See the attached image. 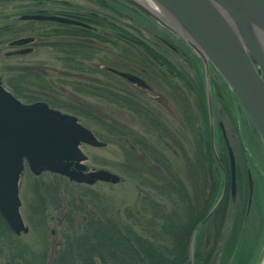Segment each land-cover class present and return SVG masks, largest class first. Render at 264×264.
Returning <instances> with one entry per match:
<instances>
[{"label":"trees","instance_id":"obj_1","mask_svg":"<svg viewBox=\"0 0 264 264\" xmlns=\"http://www.w3.org/2000/svg\"><path fill=\"white\" fill-rule=\"evenodd\" d=\"M96 1L105 6L110 3L117 15L121 13L131 18H141L155 29V36L164 35V31L156 28V23L123 1ZM28 12L45 13L41 10L23 13ZM90 13L97 17L90 29L51 22L56 27L39 29L35 36L41 39V45H50L64 55L59 62L67 70L81 73H91L101 68L119 71L162 70L160 76L165 86L164 93L180 109L179 113L189 133L184 130L175 132L162 117L154 114L156 108L145 107L142 96L138 92L127 91L124 83L117 84V89L110 91L101 84L96 86L89 81L69 82L75 91L104 97L107 102L132 112L136 118V128L111 120L102 121L105 118L90 109L82 110L78 102L77 106H68L56 100L57 91L40 69L30 65H12L13 74L6 77L5 86L16 98L24 102L43 100L53 108H69L74 114L84 112L86 117L98 120L97 127L101 132L94 131L95 136L119 147L121 176L135 181L138 192L132 207L122 211H105L97 206L102 205L99 193L90 187L68 182L58 174L48 173V180H44L41 175L36 176L31 183L32 195L29 200L32 203H28L26 212L27 221L33 228L38 227L44 236V250L37 253L27 245L15 242L17 237L0 216V256L5 260L4 264H189L191 233L214 204L223 183L210 144L202 63L191 50L190 56L184 51L190 63L188 67L175 62L164 50L143 39L140 30L133 24L111 19L93 9L73 5L72 10L55 11V14L70 18ZM33 22L28 20L21 22V25L13 23L2 26L1 39L3 42L12 39L17 33L28 30ZM92 41H97L99 45L97 57L91 60L79 58L89 52ZM102 44L111 46L112 58L108 55L110 51L102 48ZM172 77L177 78L176 88L172 86ZM210 78L213 106L220 102L228 111L229 98L225 89L217 82L213 83L211 75ZM187 99H190V104L193 103V110L191 106L189 110ZM216 133L218 158L223 166H227L226 147L219 132ZM62 183H69L75 189L65 193V204ZM225 200L226 197L198 228L192 264H214L219 253L211 248L202 249L203 232L212 229L215 223L213 228L217 229L211 242L216 245L217 231L226 218ZM242 202L244 200L238 202L240 207ZM50 209L61 212L64 220L61 240L53 254L47 253L46 249ZM240 221L239 217L225 241V248L219 257L220 264H233Z\"/></svg>","mask_w":264,"mask_h":264},{"label":"water","instance_id":"obj_2","mask_svg":"<svg viewBox=\"0 0 264 264\" xmlns=\"http://www.w3.org/2000/svg\"><path fill=\"white\" fill-rule=\"evenodd\" d=\"M145 14L159 26L182 40L201 60L209 120L210 144L217 165L223 170L215 145L209 71L213 67L236 95L253 123L264 150V0H151L163 13L161 20L139 0H121ZM22 20L56 21L71 25L84 23L57 14H21ZM32 37H20L24 44ZM27 49L21 50L26 52ZM119 74L139 85L145 83L129 72ZM103 146L93 132L74 114L52 108L45 101L23 102L0 79V215L15 235L28 232L20 214L19 183L25 165L38 176L50 172L69 181L93 185L97 181L118 183L120 177L109 170L88 169L87 155L80 146ZM228 149L231 189L234 191V158ZM225 177V172L223 170ZM249 200L252 180L249 177ZM225 178L216 201L195 226L189 239L192 264L194 237L220 204Z\"/></svg>","mask_w":264,"mask_h":264},{"label":"rangeland","instance_id":"obj_3","mask_svg":"<svg viewBox=\"0 0 264 264\" xmlns=\"http://www.w3.org/2000/svg\"><path fill=\"white\" fill-rule=\"evenodd\" d=\"M73 5L79 8H88L93 9L97 13L108 16L111 19H116L118 21H122L124 23L133 24L136 28H138L141 32V37L147 40L149 43H154L152 36L153 28L151 25L143 21L141 18L130 17L129 15H124L119 13L117 15L113 10V7L109 5L105 6L104 4L98 3L96 0H0V27L4 25L18 24L21 25V22L27 20L20 19L21 13L25 11L35 12L37 10L45 11L44 14H55V11H63V10H72ZM29 13V12H28ZM27 14V13H23ZM17 21V22H16ZM33 24L26 30L25 32L17 33L12 39H16L19 37L35 36V33L38 32L39 29L48 28V26H55L54 23L50 21L46 22V20H33ZM23 25V24H22ZM37 37V36H36ZM0 36V50L4 53L12 49L11 46H8L10 40H6L3 42ZM33 38V37H32ZM38 40H41L37 37ZM2 46V48H1ZM42 46V45H41ZM102 48H107V44H102ZM112 51V49H109ZM51 51L48 47H36L31 53L23 54L22 56H4L2 54L0 56V79L5 86V79L10 74H13L11 66L16 65H30L36 67L42 71V73L46 74L47 79L50 81L51 85L57 91L56 100L66 103L68 106H77L80 104L82 110L87 109L93 111L96 115L102 116L106 120L115 121L121 124H125L127 126L136 128V118L132 112L127 109H123L113 103H109L101 98L94 97V95H90L87 93H81L79 91H75V89L70 86L69 82H81L89 81L95 85L96 79L102 80L103 77L96 73H84L78 72L76 70H67L62 67L59 60L53 59L51 56ZM109 57L112 58V55L109 53ZM177 59V58H175ZM174 59V61H176ZM105 65H102V67ZM39 70V71H40ZM115 84L123 83L119 78L113 77ZM83 80V81H82ZM87 84V83H86ZM6 87V86H5ZM133 87V86H132ZM229 90V88L227 87ZM233 93L231 90H229ZM212 92V91H211ZM185 93V92H184ZM187 94V93H186ZM185 95V94H184ZM188 100V99H187ZM219 108V104L216 103ZM188 108L190 110V106H194L193 103L190 104V99L188 100ZM62 112L74 114L73 111L69 108H56ZM193 110V107L191 108ZM178 107L174 106L170 101L165 98L160 100V114L162 118L172 126L174 131L184 130L186 133L188 132L187 128H185L181 115L179 113ZM225 112V111H224ZM77 117V120L89 128L92 132L101 130L97 127L98 120H92L89 117H86L84 112H78L74 114ZM221 122L223 123L226 132L230 129L228 124V120L225 114L221 115ZM189 133V132H188ZM190 136V135H189ZM227 136L229 137V143L233 148V151L236 153V163L241 165L243 163L240 151L237 149V139L236 137L230 136L227 132ZM99 140V139H98ZM101 141V140H100ZM166 146V145H165ZM168 147V146H166ZM81 150L87 155V160L85 164L90 169H106L111 172L116 173L120 177V181L118 183H108L98 181L93 185H86L93 189L95 192L99 193V200H102V205L97 204L98 208H103L105 211L111 210H120L122 211L125 208L132 207L137 200V192L138 187L135 181H132L129 177H122L120 167L118 164L121 162V152L119 147L112 142H108L103 146H90L87 144H82L80 146ZM259 150V149H258ZM173 160V157L171 158ZM241 162V163H240ZM264 164V157H263ZM44 180H48L50 177L48 172H43L40 174ZM34 176L29 169L25 168L20 177L19 183V197L21 200L20 205V213L25 224L28 226V232L16 236L17 238L14 240L15 242H21L24 245H27L31 251L41 253L44 250V236L40 229L33 228L30 223L27 221V207L28 203H32L31 198V183ZM123 178V179H121ZM70 182V181H68ZM74 183V182H72ZM62 190L64 191L62 194L63 202L67 200L65 193L72 191L74 188L69 183H62ZM85 185V184H83ZM260 187L262 192L259 194L258 192L255 194V197L258 200H252L251 208L249 205H246V201L242 202V207L240 204L238 205L239 200H225L227 203V207L225 209L224 224L222 227L218 229V233L216 236V245H212V235L214 234V226L212 225V229H208L209 233L205 230L203 232L204 243L202 249H212L215 252H218L217 257L214 261V264H220V253L224 250L226 245V239L231 234L233 225L240 217L241 221L239 226V233L237 235L236 244L234 246V255L235 259L233 264H264V235L262 233L259 234L258 221L255 220V216L258 219V216L261 214L257 213V209L260 208V205L264 207V183H260ZM75 190V189H74ZM220 194V193H219ZM227 199V196H226ZM216 201V200H215ZM258 204V205H257ZM240 215V216H239ZM63 218L62 213L54 210H49V219L47 223V240L48 244L46 246L47 253L53 254L55 248L58 247L60 242V234L63 227ZM221 234V236H220ZM194 237V245L195 238ZM220 236V237H219ZM215 240V238H214ZM219 240V244L218 241ZM193 245V251H194ZM25 248L24 246H22ZM22 248V249H23ZM24 251L26 249H23ZM28 250V249H27ZM36 253V254H37ZM5 260L2 256H0V264H4Z\"/></svg>","mask_w":264,"mask_h":264},{"label":"flooded vegetation","instance_id":"obj_4","mask_svg":"<svg viewBox=\"0 0 264 264\" xmlns=\"http://www.w3.org/2000/svg\"><path fill=\"white\" fill-rule=\"evenodd\" d=\"M74 12V11H72ZM60 15V14H59ZM90 16V17H89ZM79 17V18H78ZM76 20H80L82 23L85 24V26H82L85 28H89L93 25V21L97 20L96 15H93L90 13V15H77L75 18ZM50 22H56V21H50ZM60 23V22H58ZM152 27V26H151ZM2 27H0L1 29ZM160 31H164V35H158V36H152L154 40V44L156 47L164 50L167 55L170 57V59L179 62L183 64L184 66L188 67L190 65L187 56L184 55V51H187L188 55H192V52L190 51V48L179 38H177L175 35L170 33L164 28H161L157 25L156 27ZM166 30V31H165ZM153 33H155V29L153 28ZM0 31V36H1ZM29 36V35H28ZM112 33L110 34V37H112ZM33 37L32 41L24 43V44H13V40H10L8 43V46H11L12 49L9 51H6L4 53H0V56L4 54V56L12 57V56H22L23 54H29L31 53L36 47H48L51 51V56L53 59L60 60L64 57V55L60 52H57L56 49L50 45H42L40 43V40L37 39L36 36H29ZM97 41H92V48L88 49L89 52L85 53L84 55L78 56L81 59H94L97 57V48H98ZM108 50L111 49V46L108 44ZM2 48V46H1ZM27 49L26 52H21V50ZM110 51V50H109ZM0 52H2L0 50ZM109 55V54H108ZM111 55V51H110ZM119 70L114 69H97L95 71H92L91 73H96L98 75H101L100 77L106 76V78L99 80L96 79L95 85L98 86L101 84L103 87H107L110 91L117 89L114 78H119L122 80V82L125 84V89L127 91H133L138 92L142 98L144 99L145 107L154 109L156 108V111L154 110V114L158 115V117H162L159 111L160 108V100L165 98L167 101L169 100L167 93H164V84H163V78L160 76V73L163 72L162 70H155L150 71L147 69H138L133 71H124L132 73L133 75L137 76L139 79H141L145 85H139L136 82L130 81L126 79L125 77L121 76L119 74ZM158 73V74H157ZM210 75L212 76L213 83L217 82L220 84L221 87L225 89V93L227 94V97L229 98V101L227 102V108L229 113H227V109L224 108V106H221L219 103V108L216 106L217 104H214L211 101L212 106V117H213V126L214 131L216 133L219 132L222 140L224 141L226 152L228 155V149L229 146L232 155L234 158V191L231 189V172H230V163L227 166H223V170L225 172V177L223 174V170L219 167V170L221 171L223 182L225 178V189H224V196L222 200H249V177L252 180V193L250 197V206L252 200H258L255 197V194L258 192L259 194L262 192V189L260 187V183H264V164H263V157H264V150L260 141V138L258 136V133L251 122L249 116L247 115L244 107L241 105L239 100L234 96L233 93H231L228 89H226V85L221 79V77L216 73L214 69H210ZM175 88L177 87V78L172 77V81ZM133 86V87H132ZM101 98L105 101H107L104 97L94 96ZM170 101V100H169ZM171 103V101H170ZM156 104V105H155ZM225 111V112H224ZM225 114L229 124V130L227 131L230 136H235L237 139V149L240 151L243 163L241 165H238L236 163V153L233 151V148L231 147L229 143V137L227 136V132L225 130V127L223 123L221 122V115ZM233 117V119L231 118ZM217 133L215 134V136ZM259 149V150H258ZM229 160V156H228ZM241 163V162H240ZM241 189L243 192V196L241 197ZM246 192V195H245ZM259 200H264L260 199ZM246 201V205H247ZM258 205V204H257ZM257 213L261 214V216L257 217L255 216V220L258 222V228H259V234L262 233L264 235V207L260 205V208L257 209Z\"/></svg>","mask_w":264,"mask_h":264},{"label":"bare ground","instance_id":"obj_5","mask_svg":"<svg viewBox=\"0 0 264 264\" xmlns=\"http://www.w3.org/2000/svg\"><path fill=\"white\" fill-rule=\"evenodd\" d=\"M141 3L149 7L155 14L161 19L166 20L164 13L151 1V0H139ZM262 42L264 43V37H260Z\"/></svg>","mask_w":264,"mask_h":264}]
</instances>
